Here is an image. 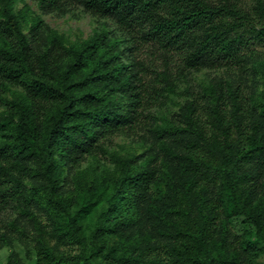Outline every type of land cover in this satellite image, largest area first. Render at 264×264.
<instances>
[{
    "label": "trees",
    "instance_id": "obj_1",
    "mask_svg": "<svg viewBox=\"0 0 264 264\" xmlns=\"http://www.w3.org/2000/svg\"><path fill=\"white\" fill-rule=\"evenodd\" d=\"M15 1L0 0V89L13 95L0 112V209L46 194L69 219L59 236L81 248L55 257L43 242L37 263L249 264L256 248L220 221L221 204L264 242V207L255 202L264 177V99L253 109L240 89L220 90L165 120L164 148L176 151L161 198L151 190L156 155L140 168L124 160L116 179L89 187L80 201L62 196L59 181L62 165L71 169L112 136L133 133L151 107L181 94L188 72L244 67L251 45L264 42V0L250 10L240 0H33L44 13L82 6L114 25L71 44L27 4L15 13ZM91 214V236L117 234L119 243L92 244L87 255L79 231Z\"/></svg>",
    "mask_w": 264,
    "mask_h": 264
},
{
    "label": "rangeland",
    "instance_id": "obj_2",
    "mask_svg": "<svg viewBox=\"0 0 264 264\" xmlns=\"http://www.w3.org/2000/svg\"><path fill=\"white\" fill-rule=\"evenodd\" d=\"M244 8L251 9L254 0H240ZM27 4L31 11L38 14L51 28L62 34L67 43L71 44L88 38L95 30L107 26L114 29L108 19L99 18L76 6L64 14L56 12L44 13L33 0H17L13 3V10L18 13ZM23 26V24H22ZM24 31L26 28L23 26ZM253 57L240 69L227 71L225 68L193 70L179 84V95H170L160 103L149 109L148 119L138 126L131 134H116L103 143V148L92 156H87L81 163L71 169L62 165V176L59 181L61 195L79 200L87 194L88 188L94 184H102L105 180L116 179L121 173V164L130 160L131 168L146 166L151 157L156 155L157 183L152 187L153 198H161L166 193L168 164L172 163L175 146H169L170 139L164 138L159 128L167 119H174L185 102L196 98L201 103H207L219 93L226 95L240 89L247 105L258 109L264 99V42L259 41L251 45ZM13 91H21V86H11ZM12 93L0 89V112L9 108ZM229 97V96H228ZM227 97V98H228ZM229 100L231 98H228ZM208 112L207 108H204ZM177 118V116H176ZM243 172V169L240 170ZM219 183L222 182L218 178ZM30 185L29 179L25 181ZM217 192L218 186L210 184ZM97 196V192L95 193ZM82 195V196H81ZM255 202L264 207V177L261 187L255 194ZM96 199V198H95ZM222 200L224 198L222 197ZM227 202L221 204V222H226L229 229L238 235L240 240H249L256 250L249 257V264H264V242L252 234V226L244 217H229ZM69 219L61 212L46 194L33 195L32 200L7 203L0 209V264H38L37 248L46 242L52 247L55 257L64 254H77L80 244L67 235L59 234L68 230ZM94 227V216H88L81 224L80 234L89 245L87 255H90L92 244L105 242L108 245L119 243L117 234H110L103 238L91 236ZM157 230V227L154 228ZM145 234V231H142ZM153 238V237H152Z\"/></svg>",
    "mask_w": 264,
    "mask_h": 264
}]
</instances>
